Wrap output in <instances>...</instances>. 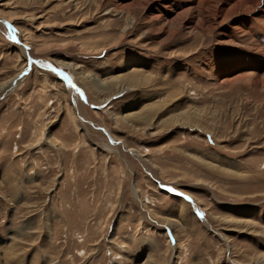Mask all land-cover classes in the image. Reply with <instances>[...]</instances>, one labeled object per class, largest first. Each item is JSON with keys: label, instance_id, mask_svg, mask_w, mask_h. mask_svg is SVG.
<instances>
[{"label": "rangeland", "instance_id": "1", "mask_svg": "<svg viewBox=\"0 0 264 264\" xmlns=\"http://www.w3.org/2000/svg\"><path fill=\"white\" fill-rule=\"evenodd\" d=\"M164 1L0 0V264H264V0Z\"/></svg>", "mask_w": 264, "mask_h": 264}, {"label": "bare ground", "instance_id": "2", "mask_svg": "<svg viewBox=\"0 0 264 264\" xmlns=\"http://www.w3.org/2000/svg\"><path fill=\"white\" fill-rule=\"evenodd\" d=\"M199 1L202 2L203 0H199ZM243 1H244V0H243ZM245 1L248 2L249 4H250V3H253V4H254V2H255V0H248V1L245 0ZM166 2H167V1H166ZM166 2H165L164 0H162V2H161L162 4H161V5H158V6H159V7L167 6L168 4H166ZM246 2H244V3H246ZM257 2H258V1H257ZM253 4H252V6H253ZM255 4H256V3H255ZM247 6H248V5H247ZM249 7H250V9H251V4L249 5ZM249 7H248V8H249ZM169 8H170V6H169ZM252 8H253V7H252ZM223 20H224V19H223ZM222 32H223L224 36H225L226 34L228 35V33H226L225 31H222ZM21 48H22V46H21ZM27 52H28V51H27ZM57 72H60V71H57ZM60 73H61V72H60ZM18 81L20 82L19 79H18ZM67 81H68V80H67ZM126 84H127V83H126ZM8 85H9V84H8ZM124 86H125V85H124ZM131 86H132V85L127 84V85H126V88L132 89ZM9 88H10V87H9ZM11 88H12V87H11ZM124 88H125V87H124ZM4 89H5V88H4ZM122 89H123V88H122ZM8 90H9V89H8ZM10 90H11V89H10ZM5 91H6V90H5ZM74 99H75V97H74Z\"/></svg>", "mask_w": 264, "mask_h": 264}, {"label": "snow or ice", "instance_id": "3", "mask_svg": "<svg viewBox=\"0 0 264 264\" xmlns=\"http://www.w3.org/2000/svg\"><path fill=\"white\" fill-rule=\"evenodd\" d=\"M6 23V22H5ZM50 67V66H49ZM53 71H59V70H56V69H53Z\"/></svg>", "mask_w": 264, "mask_h": 264}]
</instances>
